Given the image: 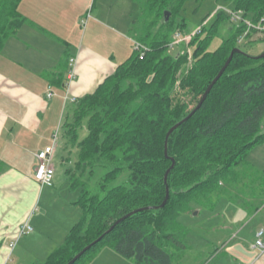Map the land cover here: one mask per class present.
I'll return each instance as SVG.
<instances>
[{"label": "trees", "instance_id": "1", "mask_svg": "<svg viewBox=\"0 0 264 264\" xmlns=\"http://www.w3.org/2000/svg\"><path fill=\"white\" fill-rule=\"evenodd\" d=\"M21 1L0 0V51L27 22L18 9ZM135 1L143 27L131 39L144 57L133 51L94 93L76 101L73 121L63 127L78 148L77 163L66 175L71 189L81 190L74 204L83 215L42 264H68L102 236L75 264H90L104 248L134 264H181L189 249L181 216L193 215L197 207L214 211L243 175L264 182V174L247 162L250 152L264 145V58L243 52L238 42L248 31L250 41L264 36V0H225L252 26L219 9L192 39V54L185 48L171 53L176 32L195 30L184 17L191 0ZM216 38L221 44L211 51ZM234 49L242 52L234 54L203 106L170 136L167 158V133L197 107ZM172 159L176 165L166 185ZM98 171L104 173L93 191ZM121 175L126 178L114 184ZM167 186L164 208L133 214L108 233L118 220L159 207Z\"/></svg>", "mask_w": 264, "mask_h": 264}, {"label": "crops", "instance_id": "2", "mask_svg": "<svg viewBox=\"0 0 264 264\" xmlns=\"http://www.w3.org/2000/svg\"><path fill=\"white\" fill-rule=\"evenodd\" d=\"M90 5L91 0H22L18 9L27 22L16 35L8 38L0 51V264L9 261L12 264L44 263L79 222L71 228L53 227L52 234L46 232L41 237L42 230L38 227L37 235H28L27 240L19 237L20 226L26 223L22 220L34 206L38 191L55 187V184L42 186L36 181L37 154L52 144L56 131L73 121L76 101L94 93L119 65L130 58V52H127L133 44L130 34L125 39L130 44L129 47L126 45L125 50H122V45L119 48L116 44L115 51L105 54L100 50V45L110 42L111 38L122 42L125 31L121 25L124 24L129 32L134 28L138 17L130 18V15V19H126L128 14L124 15V8L130 12L134 9L139 11L135 0H112L106 12L112 23L109 31L97 29L92 34L96 35L95 39L83 46L78 56H71V45L80 43V39L74 37ZM117 48L120 55L124 52L123 62L116 59ZM72 58L78 62L74 79L70 78L74 68L69 63ZM50 88L55 94L52 98H48ZM65 154L60 138V148L54 162L61 157L64 165H67ZM252 168L264 174L263 168L255 165ZM65 176L68 179L66 172ZM228 203L235 208L222 210L225 213L221 215L216 213L217 208L214 210L216 215L210 212V219L221 216L222 222L216 226L219 231L233 228L237 225L235 222L243 221V214L247 212L237 203ZM259 212L263 214L264 210L260 208L255 213ZM262 229L264 218L260 221L258 232ZM245 231L240 226L218 241L226 251L233 246L246 248L241 255L242 264H264V253L254 248L258 232L247 240ZM14 244L15 247L11 248ZM189 247L191 250L192 246ZM188 256L186 254L180 263L194 264L193 261L189 262L191 257ZM90 264L134 263L112 249L104 248Z\"/></svg>", "mask_w": 264, "mask_h": 264}, {"label": "rangeland", "instance_id": "3", "mask_svg": "<svg viewBox=\"0 0 264 264\" xmlns=\"http://www.w3.org/2000/svg\"><path fill=\"white\" fill-rule=\"evenodd\" d=\"M111 2L112 0H91V5L83 15L80 28L76 32V36L74 37V39H80V43L75 42L71 45V56H78L77 53L82 49V47L87 46V44L90 43V40L95 39L96 35L92 34L97 29H107L109 31V26L112 23L111 20L108 19L106 12L108 13L109 8L111 7ZM101 5H103L102 8ZM219 9L232 11L233 4L226 2L225 0H201L199 2H197L196 0H191L187 2L184 7V17L189 22L191 27L190 29L197 30L204 24H211L214 20L213 17L215 12H217ZM124 15L127 16L126 19H128L130 15H132L130 18L138 17L136 19L138 28H133L129 32L127 31L124 24L121 25L123 31L126 32L123 33L124 40H122V42H118L117 40H113L111 38L110 42L100 45V50L102 51V53L108 54L110 52H113V50L116 49V44L119 46V48H121L120 45H122V50H125L126 45L127 47H129L130 45L129 42L125 40L127 39L126 36L128 37V34H130L131 37L134 36V32L141 30V28L143 27V22L139 18L142 17L140 8L139 11L134 9L131 12L128 11V9L126 10V8H124ZM182 34H184L185 36L189 35L184 32H182ZM259 38H262L263 40L257 41ZM240 40L241 43H239V46L243 52L253 56H259L264 53V36L255 35L251 39V41L250 39L242 40V38ZM220 44L221 39L216 38L213 41L210 50L212 51L217 49ZM181 49V46H175V48L171 50V53H179ZM189 49L191 52H193V48L189 47ZM118 50L119 49L117 48L116 59L119 62H123L122 54H124V52L121 50L122 54L120 55ZM133 51L134 45L132 44V46L127 49V52H130L128 57L132 56ZM77 63L78 62L75 60V62L73 63V69H75ZM59 133H61L60 138L62 140L63 146H67V149L65 150V156L71 162H69L67 165H64L63 159L61 160V157L55 160L54 165L57 173L54 177L55 187L39 190L34 206L30 211H28L25 219L22 220L26 222L28 221L30 226L34 229L31 236L38 234L36 233L38 230L37 227L42 230L40 231L42 232L40 234V237L42 234L45 235L46 232L52 234L51 231L53 227L56 228L58 226H61L62 228H71L77 221L81 220L83 215L81 207L74 204L79 199L81 190L71 189L70 184L67 181L68 179H66L65 176L66 170L70 167H74V164L77 163L78 148L72 147L69 141L70 138L64 136L65 132L63 131V129L59 130ZM247 162L251 168L253 167V165H255L260 169H264V145L256 147L252 152H250L247 158ZM103 173L104 171H98L97 174L93 176L90 184L93 191L97 187V182L99 181ZM98 176L100 177L98 178ZM125 178L126 175H121L114 184H119ZM240 181V184L236 188H234V186L230 188V190L228 191V196H224L223 200L225 199L226 201H221V203L216 207V213L218 212L221 215L225 213L224 211L226 209V211H228L229 207L235 208V206H231L228 202L236 200L237 204L246 209L247 212L243 214V216L245 215L243 221L235 222L237 223V225H234L233 228L228 229L227 231L217 230L216 226L218 224H221L222 222L220 219L221 216H216V218H214L216 220H214L213 218L210 219V212L212 211L205 208L203 209L197 207V215H195V212L193 215H183L180 217V222L189 230L187 243L189 246L193 247V250L192 247L191 250L189 247L188 251H190H187L186 253L192 258H189V262L193 261V263L195 262L194 264H242L241 261H243V258L241 255L245 253L246 248L242 246H233L232 249L230 248V250L226 251L225 249H223L222 245H220V241L218 240H220L224 236L226 237L228 234L233 233L232 231L234 229H239L240 226H242L246 230L245 235H243L247 240H251L252 237H254L253 234L258 232L260 221L264 218V213L262 212L263 214H261L259 212L256 214L255 212L257 208H261V210H264V182L259 180L258 177H251L250 175H243ZM214 212L215 211L212 212L213 215H216V213ZM53 224H55L56 226H54ZM27 239H29V236H23L22 238V240ZM186 254L184 256H186ZM195 258H197V260ZM237 259L240 261H238ZM6 264H12V262L9 261Z\"/></svg>", "mask_w": 264, "mask_h": 264}, {"label": "built area", "instance_id": "4", "mask_svg": "<svg viewBox=\"0 0 264 264\" xmlns=\"http://www.w3.org/2000/svg\"><path fill=\"white\" fill-rule=\"evenodd\" d=\"M227 12L232 16L233 21H235V22H239V21L241 22L242 21V22L246 23L249 27L252 26L251 21L243 19V17H242L243 13L241 11H239V12L227 11ZM202 27L195 30L193 33H191L187 36L182 34V32H180V31L176 32L174 35V41L171 44V49L175 48V46H181L182 49H184V48L186 49V50H184L185 52L192 54V52L189 49V44L192 42V39L196 35H200L202 33ZM261 27L262 26L259 25L257 27V29L260 30ZM248 32L243 37H241L242 40L247 39ZM258 35H260V34H258ZM240 39L238 41L239 43H241ZM134 51L140 52L141 57L142 58L144 57L143 48L140 45H138V44L134 45ZM75 60H76L75 58H72L70 60V65L72 67H73V63L75 62ZM74 72H75V69L71 70V73H70L71 79L75 78ZM54 95L55 94H54L53 90L50 88L48 90V98H52ZM59 148H60V133H59V131H57L53 137L52 144L37 154V167L35 170V179L42 186H53L54 185V177L56 174V169L54 166V159H55L56 153H57ZM33 231H34V229L30 226L29 222L27 221L26 223H24L23 225L20 226L19 237L31 235L33 233ZM13 247H15V244L11 246V248H13ZM254 248L259 250L262 254L264 253V230L263 229L257 233Z\"/></svg>", "mask_w": 264, "mask_h": 264}, {"label": "water", "instance_id": "5", "mask_svg": "<svg viewBox=\"0 0 264 264\" xmlns=\"http://www.w3.org/2000/svg\"><path fill=\"white\" fill-rule=\"evenodd\" d=\"M166 15L168 16V19L169 20V17H170V13L169 12H166ZM242 51L240 49H234L229 57V59L227 60L226 64L224 65V67L222 68V70L219 72V74L217 75V77L214 79V81L211 83V85L208 87L207 91L205 92V94L203 95L201 101L199 102V104L197 105V107L190 113V115L185 118L183 121L179 122L178 124H176L174 127H172L169 132L167 133L166 135V140H165V156L167 158H169L168 156V142H169V138L170 136L178 129L180 128L182 125H184L189 119H191L196 113L197 111L203 106L204 102L206 101L207 99V96L208 94L210 93V91L212 90L213 86L220 80V78L222 77V75L225 73V71L227 70V68L229 67L232 59H233V56L235 53H241ZM256 58H264V53H262L261 55L257 56ZM176 165V161L174 159H172V165L171 167L167 170L166 174H165V183L167 185L168 183V178H169V175L170 173L172 172V170L174 169ZM170 198V191H169V188L167 186V195H166V198L164 200V202L159 206V207H147V208H144V209H140L138 211H136L135 213H132L120 220H118L108 231L111 232L116 226H118L120 223H122L125 219H127L128 217L132 216L133 214H136L138 212H142V211H149V210H158V209H162L166 206L168 200ZM198 213L196 212L195 215H197ZM103 238V236L98 239L97 241L93 242L91 245L87 246L82 252H80L72 261H70L68 264H75L86 252H88L91 248H93L101 239Z\"/></svg>", "mask_w": 264, "mask_h": 264}]
</instances>
